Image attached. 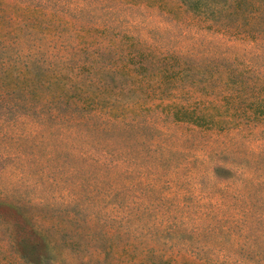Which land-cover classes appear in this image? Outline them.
I'll return each mask as SVG.
<instances>
[{
    "label": "rangeland",
    "instance_id": "1",
    "mask_svg": "<svg viewBox=\"0 0 264 264\" xmlns=\"http://www.w3.org/2000/svg\"><path fill=\"white\" fill-rule=\"evenodd\" d=\"M0 264H264V0H0Z\"/></svg>",
    "mask_w": 264,
    "mask_h": 264
}]
</instances>
